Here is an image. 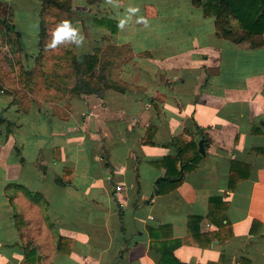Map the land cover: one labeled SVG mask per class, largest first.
<instances>
[{
	"label": "crops",
	"instance_id": "0c3cea01",
	"mask_svg": "<svg viewBox=\"0 0 264 264\" xmlns=\"http://www.w3.org/2000/svg\"><path fill=\"white\" fill-rule=\"evenodd\" d=\"M40 8L0 0L21 41L0 24L1 73L19 70L14 55L32 61ZM72 12L88 52L123 51L126 89L31 98L23 112L0 88V264H264V45L217 35L197 0H72ZM202 134L195 166L157 186L152 161L176 154L174 138L199 150Z\"/></svg>",
	"mask_w": 264,
	"mask_h": 264
},
{
	"label": "trees",
	"instance_id": "16d2710c",
	"mask_svg": "<svg viewBox=\"0 0 264 264\" xmlns=\"http://www.w3.org/2000/svg\"><path fill=\"white\" fill-rule=\"evenodd\" d=\"M87 1L92 3L95 0ZM197 2L213 15L215 30L220 37L235 43H245L249 47L264 45V0H197ZM64 20L70 21L75 27L72 0H41L36 54L31 62L24 63L26 66L16 58V64L20 66L16 74H13V78H8L7 73L0 72V88L12 93L13 102L20 111L28 110L31 98L55 101L66 96L99 93L105 89L117 91L126 89L123 81L118 78L114 80L111 76L114 68L116 69L126 59L123 51H119L117 46L96 47L93 52L80 56L72 53L69 48H65L63 54L55 51L47 54L49 49L46 48V44L51 40L52 25L57 26ZM94 22L97 25L109 26L111 31L116 30L114 20L109 17L101 16ZM0 24H3L2 27L6 34L4 42L16 45L17 50L20 51V32L15 30L14 25H8L2 19H0ZM0 34H2L1 30ZM14 48L13 46L12 51ZM48 55L56 60L55 64L50 66L52 68H49L47 64ZM65 57L70 58V61ZM59 61H64L62 66L59 65ZM65 62L68 70L59 73V68L63 69ZM74 74L76 75L75 81L65 80ZM177 140L180 138L173 140L176 144V154L166 155L161 160L152 161L159 168H165L164 178L157 184L159 187L162 182H166L171 187L176 186L182 180L184 172L194 167L201 157L194 141L182 140L177 144ZM191 145L194 147L193 152L186 154L187 148ZM179 162L180 168L177 169L176 165ZM230 184L233 185L232 182ZM215 201V197L209 198V204ZM59 239L60 244L65 240L62 237ZM67 241L72 242L69 239Z\"/></svg>",
	"mask_w": 264,
	"mask_h": 264
},
{
	"label": "rangeland",
	"instance_id": "374dc122",
	"mask_svg": "<svg viewBox=\"0 0 264 264\" xmlns=\"http://www.w3.org/2000/svg\"><path fill=\"white\" fill-rule=\"evenodd\" d=\"M28 11H30V10H28ZM21 27H23V29H24L26 42L29 39L28 44H30L35 49L36 46H35V44H33L34 43L33 40H35V36H36V26H35V24H33V22L30 20V21H28V24L27 25L21 26ZM54 28H56V26L52 25L51 33L54 31ZM77 29L83 35V33H82V31L84 30L83 29V25L82 24L81 25H78L77 26ZM89 45L90 44H89V42L87 40H85V37H84V41L82 42V44L80 46H77V44L75 43V41H65L64 44L58 46L55 50H48L47 54H51L54 51L55 52H58V54H63V53H65V48H69V49H71L72 53L76 54L77 56H80V55H82L84 53H87L89 51L88 50V48H90ZM5 54H6V52H5ZM1 55L2 54H0V56ZM50 57H51L50 55L47 56V59L49 60V62L47 64H48V67L49 68H52L50 66L51 65H54L55 64L54 62H56V60L55 59H51ZM14 58L16 60V58L18 59L19 57H17V55L16 56L14 55ZM65 58H67L70 61V58H68V57H65ZM50 59H51V62H50ZM66 62L64 64V68L63 69H60L61 67L59 68V73H63L64 71L66 72L68 70L67 67H66ZM63 63H64V61H61V62L59 61V65L60 66H62ZM6 76L8 78H13L12 77V74H8L7 73ZM111 76L113 77L114 80L115 79L118 80L117 79V72H116V69L115 68H114V71H113V73H112ZM67 79H70L71 81H75L76 80V75L74 74V75H72V77L66 78L65 80H67Z\"/></svg>",
	"mask_w": 264,
	"mask_h": 264
},
{
	"label": "clouds",
	"instance_id": "9594fccd",
	"mask_svg": "<svg viewBox=\"0 0 264 264\" xmlns=\"http://www.w3.org/2000/svg\"><path fill=\"white\" fill-rule=\"evenodd\" d=\"M128 12L136 13L138 9L129 8ZM124 24L125 21L121 20L118 27L123 28ZM65 41H75L77 46H80L84 41V36L68 20H64L56 26L55 30L51 33V40L46 44V48L55 50L58 46L64 44Z\"/></svg>",
	"mask_w": 264,
	"mask_h": 264
},
{
	"label": "water",
	"instance_id": "95a60500",
	"mask_svg": "<svg viewBox=\"0 0 264 264\" xmlns=\"http://www.w3.org/2000/svg\"><path fill=\"white\" fill-rule=\"evenodd\" d=\"M2 115L1 111H0V116ZM205 137L204 135L202 134L199 139H198V147H199V151L200 153H204V145H205V141H204ZM159 178L156 179V181H158ZM158 188H154L153 189V192L150 193L149 195V199L153 196L154 193H157L158 192ZM148 201V200H147Z\"/></svg>",
	"mask_w": 264,
	"mask_h": 264
}]
</instances>
